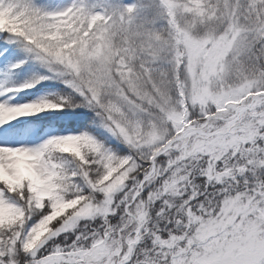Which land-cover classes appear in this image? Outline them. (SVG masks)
<instances>
[{
    "label": "snow or ice",
    "instance_id": "snow-or-ice-1",
    "mask_svg": "<svg viewBox=\"0 0 264 264\" xmlns=\"http://www.w3.org/2000/svg\"><path fill=\"white\" fill-rule=\"evenodd\" d=\"M154 7L141 20L140 6L112 0L59 11L0 0V33L129 149L87 132L8 146L20 117L70 99L0 101V264H264V0L143 6Z\"/></svg>",
    "mask_w": 264,
    "mask_h": 264
},
{
    "label": "rangeland",
    "instance_id": "rangeland-1",
    "mask_svg": "<svg viewBox=\"0 0 264 264\" xmlns=\"http://www.w3.org/2000/svg\"><path fill=\"white\" fill-rule=\"evenodd\" d=\"M98 2L104 3L106 0H98ZM147 0H112V3L116 6H125L129 4H137L140 6V10L137 15L141 20L147 16H158V9L153 8L150 12L144 11V4ZM34 3L47 10V11H59L66 7L71 6L74 0H34ZM112 6V5H110ZM158 28L163 29L166 25L163 21H160L157 25ZM14 38V37H13ZM12 38V39H13ZM10 39V42L0 41V101H7L11 104H24L30 101L50 99L54 102H58L59 93L57 94V88L45 87L50 85H55L61 83L63 87L67 88L70 92L79 95L71 87L67 86L62 79L56 77L53 71H50L45 64L37 59L36 54L27 51L25 44L19 39ZM23 61L19 68H14L13 65ZM38 76L50 77L48 79L41 80L34 87L27 88L21 92H8L10 88L17 87L28 81L35 79ZM28 91L31 99L23 98V93ZM27 92V93H28ZM82 99V103L86 104L83 97L79 95ZM62 111L61 109L49 110L39 113L36 117L45 114H57ZM30 117H20V121H25L22 128L19 129L18 134H13L11 136L6 135L4 137V143L8 146H29L35 147L43 143L52 136L67 135V134H78L83 132H77L71 127L60 128L54 124L51 120L45 119L40 121H30ZM30 119V120H29ZM28 120L30 122H28ZM13 125L17 124V120L11 121ZM180 198H177L179 200Z\"/></svg>",
    "mask_w": 264,
    "mask_h": 264
},
{
    "label": "trees",
    "instance_id": "trees-1",
    "mask_svg": "<svg viewBox=\"0 0 264 264\" xmlns=\"http://www.w3.org/2000/svg\"><path fill=\"white\" fill-rule=\"evenodd\" d=\"M1 39L5 42H10L9 34L7 33H0ZM12 39V38H11ZM14 39V38H13ZM12 39V40H13ZM45 87H52L54 89L57 88L60 97H66L70 99V104L65 105L62 108V111L57 114H45L43 116H32L30 119L32 121H40L50 118L52 122H54L55 125H57L60 128L63 127H71L77 132H87L93 136H95L98 140L102 141L106 146L111 148L113 151L120 155H127L129 154V149L127 146L118 138H116L111 132L108 131V129L104 126L103 120L100 116L96 114V111L93 109L85 106L86 104L82 103V99L79 98V95L74 94L72 91L70 92L65 86L61 83H57L55 85L45 86ZM29 92L23 93V98L31 99V96ZM59 97V98H60ZM59 102V100H57ZM79 105V106H75ZM29 119V120H30ZM166 159V158H165ZM196 183L203 188V186L206 183V178L203 176H199L196 178ZM219 187V185H217ZM149 189H145V192L142 194L143 196L147 195V192ZM209 192L212 191V188L209 187ZM203 199V197H200ZM161 206V202L157 201L156 205L154 206L152 210V216L154 219H156V213L159 211ZM39 219V217H33L31 221H29V226L36 222V220ZM120 220V213L116 215L115 218H113V223H118ZM86 221H81V224L85 223ZM164 221L160 220V225L163 227ZM165 236L167 233L164 234ZM146 244H150V242L146 241ZM143 247V245H141Z\"/></svg>",
    "mask_w": 264,
    "mask_h": 264
}]
</instances>
